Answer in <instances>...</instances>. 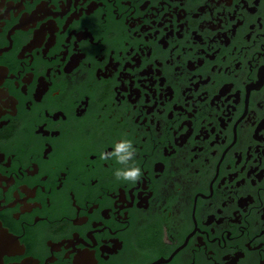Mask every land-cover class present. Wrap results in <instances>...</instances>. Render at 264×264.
<instances>
[{
	"label": "flooded vegetation",
	"instance_id": "obj_1",
	"mask_svg": "<svg viewBox=\"0 0 264 264\" xmlns=\"http://www.w3.org/2000/svg\"><path fill=\"white\" fill-rule=\"evenodd\" d=\"M0 264H264V0H0Z\"/></svg>",
	"mask_w": 264,
	"mask_h": 264
},
{
	"label": "clouds",
	"instance_id": "obj_2",
	"mask_svg": "<svg viewBox=\"0 0 264 264\" xmlns=\"http://www.w3.org/2000/svg\"><path fill=\"white\" fill-rule=\"evenodd\" d=\"M136 151L133 142L125 138L115 143L111 152H102L100 159H114L117 164L122 166L114 171V177L117 181L138 183L142 177V171L134 163Z\"/></svg>",
	"mask_w": 264,
	"mask_h": 264
}]
</instances>
